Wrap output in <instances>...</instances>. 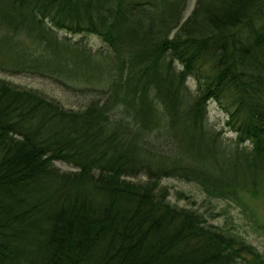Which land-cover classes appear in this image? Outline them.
Listing matches in <instances>:
<instances>
[{
	"label": "trees",
	"instance_id": "trees-1",
	"mask_svg": "<svg viewBox=\"0 0 264 264\" xmlns=\"http://www.w3.org/2000/svg\"><path fill=\"white\" fill-rule=\"evenodd\" d=\"M187 2L0 0V70L79 97L0 78V264H264L162 183L264 196V0Z\"/></svg>",
	"mask_w": 264,
	"mask_h": 264
},
{
	"label": "rangeland",
	"instance_id": "rangeland-1",
	"mask_svg": "<svg viewBox=\"0 0 264 264\" xmlns=\"http://www.w3.org/2000/svg\"><path fill=\"white\" fill-rule=\"evenodd\" d=\"M197 0H188V7L184 12V21L189 12L192 11ZM61 35H68L73 40L85 39L94 50L107 47L106 43L100 37L92 34H69L61 31ZM0 78H4L22 88H34L47 96L58 99L67 106L74 104L79 99L73 89L62 86L53 78L42 75L28 73H9L0 70ZM188 84L192 89H196L195 81L189 79ZM78 97V98H77ZM211 121L223 125L226 116L224 112L218 109L216 103H210ZM226 136H235L230 132ZM64 170L71 169L65 163H57ZM73 169V168H72ZM163 184L169 186L171 203L180 206L196 208L203 212L211 224L219 226L230 233L242 235L246 241L254 244L259 251L264 254V196L260 198H250L244 204L234 199H217L209 197L202 189L193 182H186L175 178H165ZM182 195H180V192ZM183 192V193H182ZM188 195L187 197H185Z\"/></svg>",
	"mask_w": 264,
	"mask_h": 264
}]
</instances>
